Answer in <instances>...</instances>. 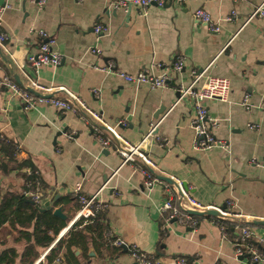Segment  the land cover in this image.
<instances>
[{
	"label": "crops",
	"instance_id": "0c3cea01",
	"mask_svg": "<svg viewBox=\"0 0 264 264\" xmlns=\"http://www.w3.org/2000/svg\"><path fill=\"white\" fill-rule=\"evenodd\" d=\"M263 1L185 0L182 5L152 7L144 17L137 8L116 9L110 0H47L43 8L30 0H0V9L6 6L0 33L8 36L7 51L0 48V77L25 89H31L33 80L54 89L53 95L61 99L67 98L66 92L80 97L133 144L157 124L146 151L158 166V177L172 178L176 190L180 181L198 202L230 213L228 218L193 216L199 221L195 228L176 220L167 224V215L161 212L166 199L162 188L145 187L141 159L123 164L120 144L105 126L89 121L82 111L62 112L43 105L25 111L20 101H6L7 94H1L0 136L19 149L9 170L0 168L2 198L25 190L39 192L43 199L36 203L39 213L54 215L62 209L65 219L54 216L67 225L53 243L65 237L77 216V185L86 196L99 193L106 206L100 214L107 225L105 239L113 248L92 240L86 250L74 247L67 256L63 250L61 264H138L130 256L131 246L155 255L161 264H178V259L188 264H246L249 253L236 255L244 227L253 231L252 244L264 252V227L251 225L264 221V19L244 26ZM198 9L211 15L219 33L195 18ZM233 11L236 23L227 21ZM97 25L106 28L102 37L95 34ZM40 31L48 39L42 40ZM50 41L63 57L62 64L35 70L29 57ZM94 49L98 53L93 54ZM178 56L185 59L184 70L167 72ZM151 65L157 75L169 73L167 88L136 86L117 75H137ZM204 70L205 78L231 83L226 101L206 103L210 120L217 123L211 132L226 142L228 151L198 148L191 124L193 103H177L178 89L191 85L195 71ZM246 96L253 106L250 111L241 105ZM97 128L111 141L110 148L101 145ZM32 171L36 188L24 177ZM10 224L7 220L0 225V258L13 250L15 264H26L22 258L33 238L27 242L21 232L33 233L34 226ZM116 239L123 244H113ZM46 251L39 249L34 264Z\"/></svg>",
	"mask_w": 264,
	"mask_h": 264
},
{
	"label": "built area",
	"instance_id": "2783aa9c",
	"mask_svg": "<svg viewBox=\"0 0 264 264\" xmlns=\"http://www.w3.org/2000/svg\"><path fill=\"white\" fill-rule=\"evenodd\" d=\"M38 7L43 8L47 0H30ZM116 9H122L129 11L131 8H137L142 16L146 17L149 10L152 7L165 8L172 2L177 5H182L185 0H110ZM6 10V6L0 9V31L3 26V13ZM194 16L197 20L205 24L212 33H219L220 26L217 25L212 19L211 15L204 9H198L194 12ZM264 19V1L253 11L250 17L246 20L244 26L249 24L255 19ZM237 13L235 11L227 18L228 22H237ZM106 28L97 25L95 27V34L102 37L105 34ZM39 37L44 40L48 39V34L44 31L37 32ZM8 36L4 33H0V48L7 51ZM53 42H47L40 46L39 52L36 55H31L29 57L28 63L35 70H38L44 66H50L57 68L63 62V57L58 52H55L52 48ZM92 53H98L96 49L92 50ZM185 59L181 56L176 57L173 65L166 69L167 72L173 71L175 73H180L185 68ZM155 65H151L145 68L141 73L137 75H129L123 72H117V75L121 76L127 83L133 85H148L153 89L167 88L170 84L171 78L169 73L165 72L162 75H157L155 73ZM109 71H113V67L109 66ZM116 72V71H114ZM205 70L201 72L195 71L193 73V82L189 86H181L178 89L180 93V98L177 103H181L185 100H190L195 108V116L191 119L192 127L196 134V146L203 150H209L214 148H220L222 150L228 151L229 146L226 142L218 140L216 136L211 132L213 128L217 126L215 121L210 120L208 109L206 103L212 100L226 101L229 97L231 90V83L228 79L218 78V77H204ZM31 89L38 92L40 96H36L34 93L30 92L29 89L21 87L18 83L8 77H0V95L6 93L8 100L16 99L21 102L25 111H30L35 109L39 105L53 107L56 110L62 112H72L81 113L86 116V118L93 122L96 121L99 124L105 126L110 132L112 137L118 140L120 147L119 152L123 161V164H134L136 159L139 158L145 164V168L142 169V173L145 176V187L147 189H153L155 187L162 188L166 199L161 206L162 214L167 215L165 221L169 224L171 221L176 220L179 223L186 224L191 228L197 227L199 221L193 216L188 214V211H199L204 212L206 210L214 209L210 206H205L198 202L192 195L190 190L183 187L180 181L178 182L179 190L173 188L171 184H168L158 178L157 171L158 166L153 161L147 153L146 144L149 138L155 135L157 130V124L153 126L151 132L137 144L130 143L129 141L123 139L120 134L116 131V128L108 126L101 114L93 109H91L80 97L70 93H67L66 99H61L53 95L54 89L42 87L38 85L33 80H30ZM94 96H98L99 92L94 91ZM0 96V101H1ZM246 110L250 111L252 105L249 102V97L246 96L244 102L241 104ZM119 125H126V122L120 121ZM96 130V136L104 148H110L111 141L105 139L100 135L99 129ZM33 174L30 172V175ZM36 174V173H35ZM74 193L77 196L78 204L80 208L78 210L77 216L71 222L68 229H71L80 220H90L95 216L102 213L106 206L100 202L99 193L86 196L83 194L82 185H77L74 189ZM26 195L30 197L35 203L42 204L43 199L39 192H27ZM182 196V202L178 203V197ZM2 200V195L0 194V201ZM218 210L223 217L228 218L230 213L227 211ZM222 229L223 226H221ZM166 228V224L163 227ZM67 229V230H68ZM113 237V234H110ZM254 233L251 229L244 227L242 232L237 239V249L236 255L242 256L244 253H249L246 264H261L264 262V252L256 248L252 244ZM59 239L53 243L45 252V254L39 260L41 262L45 261L47 254L55 247ZM116 246H121L123 243L118 239L114 240ZM130 256L138 264H161L153 254L141 252L136 246H131ZM54 264H61V259L58 258ZM178 264H188L185 259H178Z\"/></svg>",
	"mask_w": 264,
	"mask_h": 264
},
{
	"label": "trees",
	"instance_id": "16d2710c",
	"mask_svg": "<svg viewBox=\"0 0 264 264\" xmlns=\"http://www.w3.org/2000/svg\"><path fill=\"white\" fill-rule=\"evenodd\" d=\"M18 153L19 149L15 142L6 138L2 139L0 136L1 169L8 171L9 165L15 163ZM32 173L29 176L24 174V177L27 179V182L34 183L36 188L37 183L35 180H37V175H35V171H32ZM26 191L19 195L14 193L8 194L2 198L0 201V225L6 223L7 220L11 222L10 225L14 228L16 227V222L20 225L33 224V233L23 231L21 235L27 242H30L31 236L33 238L31 244L26 248L22 259L26 264H34L40 255L39 249H48L61 230L67 225V222H61L60 224V220L54 215L39 213L36 203L26 196ZM219 220L222 223L225 222L224 218H220ZM106 232L107 225L104 222L102 214L88 221L84 219L80 220L47 254L45 261L40 264H52L60 257L63 250H66L65 256L72 254L74 247L86 250L92 240L96 242V245L101 244L105 248H113L111 247L112 244L105 239ZM93 236H96V238H93ZM114 249L118 250V248ZM0 264H15V251H5L0 258Z\"/></svg>",
	"mask_w": 264,
	"mask_h": 264
},
{
	"label": "water",
	"instance_id": "95a60500",
	"mask_svg": "<svg viewBox=\"0 0 264 264\" xmlns=\"http://www.w3.org/2000/svg\"><path fill=\"white\" fill-rule=\"evenodd\" d=\"M18 79V78H17ZM30 92L34 93L37 96H40V94H36V92L32 89H29ZM178 95V99L180 98V93L177 94ZM160 180L174 185L175 182L172 178H165V177H158ZM188 214H190L191 216H195V217H222V214L218 211V210H206L204 212H199V211H188ZM54 215L58 216L60 218L65 219L64 215L62 214V209H57L54 211ZM251 225L254 226H263L264 227V221L263 222H252Z\"/></svg>",
	"mask_w": 264,
	"mask_h": 264
}]
</instances>
